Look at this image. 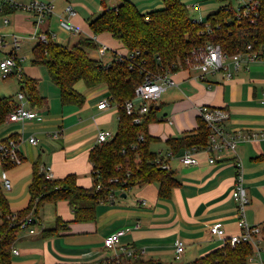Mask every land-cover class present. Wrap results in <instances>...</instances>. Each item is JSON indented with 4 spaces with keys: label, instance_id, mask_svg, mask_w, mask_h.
<instances>
[{
    "label": "crops",
    "instance_id": "obj_1",
    "mask_svg": "<svg viewBox=\"0 0 264 264\" xmlns=\"http://www.w3.org/2000/svg\"><path fill=\"white\" fill-rule=\"evenodd\" d=\"M31 1L34 0H20L23 4ZM38 1L55 5L54 12L46 16L39 30L50 40L73 46L83 38H90L97 48L89 50L88 55L105 65L112 64L115 55L127 53V49L111 34L94 36L89 27V22L106 10L118 9L122 0ZM130 1L143 13L164 7L162 0ZM181 1L188 8L192 20L206 21L224 5L215 0ZM232 5H235L233 0ZM6 6L0 0V35H4L8 43L6 48H0V59L12 51L14 36L23 38L17 50L23 79L17 76L3 79L0 71V98L12 97L16 105L18 94L24 92V81L28 79L36 81L41 97L45 98L42 106L32 107L29 101L28 107L38 112L36 118L9 122L6 117L0 126V144L17 140L23 156L20 165L10 167L4 166L0 159V193L7 200L11 212L17 214L30 204V186L37 164L40 172L42 166L50 167L56 180L74 175L78 186L92 187L91 152L97 146L101 131L116 135L120 113L106 84L88 87L80 81L74 88L84 96V104L63 105L60 89L48 68L33 63L24 66L21 59V51L27 45L33 53L39 44L32 38L37 30L34 15ZM68 8L75 14L68 12ZM70 25L78 31H70ZM73 39L75 43L72 44ZM13 79L18 82L19 91L10 96L12 86L8 81ZM174 79L177 86L168 89L161 97L153 113L156 120L148 126V132L154 138L151 151L167 161L170 172L179 182L170 196L161 197L160 185L156 182L140 184L119 193L114 203L100 202L96 206L95 219L84 222L75 220L74 210L67 200L43 202L38 209V222L33 226L35 232L21 229L16 236L13 248L19 254L12 253L13 264L102 263L115 254L105 248V238L121 230H127L121 238L122 246H134L145 251L140 259L155 260L160 264H191L222 248L232 236L241 233L237 203L232 194L236 156L244 167L250 199L245 218L250 225L264 226V63L242 67L230 78L221 71L201 79L199 71L189 69L177 71ZM102 102L108 103L107 108H99ZM201 106L223 108L229 112L230 118L224 123L226 133H257V137L238 141L236 156L224 152L214 164L209 162L204 150L208 143L195 152L194 148L185 149L174 154V158H167V153L172 152L169 139L185 137L198 128L197 108ZM56 132H60L58 136L54 135ZM31 137L37 139V144L29 141ZM187 152H194L198 165L184 166L180 163L179 158ZM4 173L12 184L9 190L3 184ZM218 222L222 223L225 232L222 237L210 232ZM54 229L58 231L53 235L45 232ZM179 242H183L185 247L177 257ZM252 248L248 264H264V227L260 255L253 245Z\"/></svg>",
    "mask_w": 264,
    "mask_h": 264
},
{
    "label": "trees",
    "instance_id": "obj_2",
    "mask_svg": "<svg viewBox=\"0 0 264 264\" xmlns=\"http://www.w3.org/2000/svg\"><path fill=\"white\" fill-rule=\"evenodd\" d=\"M215 1L224 3L223 7L210 15L203 24L194 23L188 8L181 0H162V9L148 13L141 12L130 0H122L118 9L106 10L91 20L89 27L94 36L111 34L127 49L124 55L139 50L141 54L134 62L147 69L169 68L179 58L183 59L194 48L209 41L220 44L230 54H236L250 43H253L255 49H262L264 52V0H258L260 15L256 26L241 24L235 20L231 10L232 0ZM6 8L11 7L7 5ZM233 18V22L227 24ZM205 23L213 27L212 36L200 34V31L205 29ZM217 25H221V28L218 29ZM95 48L97 45L90 38H83L73 46L50 40L48 44H37L33 50L32 63L48 68L52 80L60 89L63 105L84 104V96L74 88L80 81L88 87L99 84L108 86L112 99L119 107L120 126L111 141L96 146L91 152L93 172L99 171L101 179L93 175V186L83 188L77 185L74 175L61 180L47 179L37 164L30 186L31 201L26 209L17 214L12 213L7 200L0 193V264H13L12 248L21 230L19 223L31 214L38 219V209L43 202L67 200L74 210L75 220L84 222L95 219L96 206L101 199L107 197L110 188H119V185L109 184V179L125 177L127 169L133 173L128 178L131 186L156 182L160 185L161 197L170 196L172 189L179 185L172 172L151 164L158 157L157 153L150 149L154 138L148 132L149 124L156 120L153 114L155 106L143 125L135 124L134 119L128 116L123 108L125 103L134 97L136 86L144 79L140 67L131 70L128 60L123 63L113 62L109 67H105L88 55V51ZM22 91L29 97L32 107L44 104L45 98L41 97L36 81H24ZM14 107V98H0V126ZM198 123V128L191 134L168 140L173 154L207 145L210 131L200 117ZM140 135L145 136V142L138 141ZM135 144H138L137 149L132 148ZM100 181L106 184V188L97 192L96 186ZM9 216H16L15 221L10 220ZM57 231L58 229H54L45 232L47 235H53ZM252 254L253 248L249 243L237 244L235 247L226 243L222 248L191 264H248ZM119 264L160 263L138 259L124 260Z\"/></svg>",
    "mask_w": 264,
    "mask_h": 264
},
{
    "label": "built area",
    "instance_id": "obj_3",
    "mask_svg": "<svg viewBox=\"0 0 264 264\" xmlns=\"http://www.w3.org/2000/svg\"><path fill=\"white\" fill-rule=\"evenodd\" d=\"M3 2L10 7L28 12L35 17L36 33L32 38L37 39L39 43L48 44L50 42L49 37L43 34L40 30L41 24L44 22L46 16L52 14L55 9V5L52 2H42L38 0L31 1L28 4H23L20 0H3ZM235 5L231 4V10L234 12L235 20L241 24L249 23L250 25L256 26L258 23L260 13V3L258 0H233ZM228 7V6H227ZM230 7V6H229ZM229 10V8H226ZM68 12L72 15L75 12L68 8ZM233 19L227 22L231 24ZM196 24H203V20H193ZM7 23V20H5ZM220 29L221 25H217ZM70 31H78L75 26H69ZM201 35L212 36L214 29L209 23H205V29L200 31ZM13 49L3 59H0V71L3 79H9L12 76H17L23 79V70L20 65V58L17 54V50L21 47L23 38L19 36L13 37ZM8 43L4 35H0V48H6ZM139 50H135L128 55L117 54L115 55L114 62L123 63L126 60L130 62L129 68L133 70L136 67H140L135 64L137 57L140 55ZM262 62L264 63V52L262 49H255L253 43L247 44L242 50H239L236 54H230L223 49V47L215 42H207L205 45L194 48L186 57L183 59L179 58L169 68H155L147 69L141 68L140 72L144 79L135 88L134 97L127 101L124 105V109L128 116L134 119L135 124L143 125L146 117L151 112L154 106L158 105L162 95L170 88L177 86V82L174 79V74L179 70H197L200 72V78L205 79L207 74L224 72L230 78L235 71H238L242 67L249 68L251 65ZM109 67L110 65H105ZM19 102L15 105L13 110L7 115V121L9 122H24L29 119H34L38 116V112L28 107L29 97L25 92L18 94ZM108 103L102 102L99 108H107ZM199 117L206 124L210 131L208 145L204 148L208 154V160L211 164L218 161L221 154L224 152H231L233 155L236 154V147L238 141L251 140L257 137V133H236L228 134L224 130V123L229 120L230 114L223 108L201 106L198 108ZM60 132H56L54 135L58 136ZM115 137V134L110 131H101L98 135L97 146L111 141ZM29 141L32 144H37V139L31 137ZM140 143L146 141L144 135L139 136ZM19 142L11 139L7 142L0 144V159L4 166H17L23 162V156L19 151ZM133 149L138 148V144L133 145ZM198 148H194V152ZM194 152L184 153L179 161L184 166H195L199 164V160L196 158ZM125 153V150H123ZM174 158L173 152L167 153V158ZM151 164L157 165L159 168L171 171L170 165L167 161L158 156ZM120 168L118 167L117 170ZM235 184L233 190V198L237 203V215L239 218L238 224L241 229V233L236 236H232L226 243L235 247L237 244L249 243L253 245L256 252L260 255L261 244L263 242V227L262 225H250L245 218V211L250 204V199L247 194V188L245 185L244 178V167L239 158L235 159ZM41 173L47 179H54L51 168L48 166L41 167ZM94 176L98 178L99 171L93 172ZM132 171L127 169L126 175L123 178H111L109 184L119 185V188H110L109 194L105 199H101L100 202H111L114 203L116 196L121 192H126L132 189L128 182V178L132 176ZM101 179V178H100ZM3 184L6 189H11L12 184L8 179L7 175L3 174ZM106 188L104 182H99L96 186L97 192H102ZM9 219L15 221L16 216H9ZM38 222L37 218L31 214L22 220L19 225L20 229H29L30 233H34V225ZM127 230L117 231L104 240V246L106 249L114 251L115 254L102 263L95 264H119L124 260H138L140 259L145 251L137 247L131 246L126 247L121 245V238L126 234ZM210 232L213 235L222 237L224 235V229L222 223L218 222L214 224ZM184 243L179 242L177 245V257L184 252ZM14 255L19 254V251L12 249Z\"/></svg>",
    "mask_w": 264,
    "mask_h": 264
},
{
    "label": "rangeland",
    "instance_id": "obj_4",
    "mask_svg": "<svg viewBox=\"0 0 264 264\" xmlns=\"http://www.w3.org/2000/svg\"><path fill=\"white\" fill-rule=\"evenodd\" d=\"M73 43H75V41H74V39L72 40V44ZM21 54H22V57L23 58H21V59H23V62H24V66H28V65H30V63H32V60H33V53H32V48L30 47V45H27V47L26 48H24L22 51H21ZM24 55L25 56H27L28 57V59H26V57L24 58ZM108 55V57H110L111 56V53H109V54H107ZM41 68H43V67H41ZM46 68V67H45ZM43 70H44V68H43ZM8 82H10L11 83V90H10V92H9V94H10V96H15L17 93H18V91H19V84H18V82L15 80V79H13V80H10V81H8ZM171 89V88H170ZM165 94V93H164ZM163 94V95H164ZM162 95V96H163ZM161 101V100H160ZM197 112H198V114H199V110H198V108H197Z\"/></svg>",
    "mask_w": 264,
    "mask_h": 264
}]
</instances>
